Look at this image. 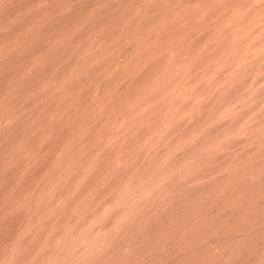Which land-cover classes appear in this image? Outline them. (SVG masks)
I'll list each match as a JSON object with an SVG mask.
<instances>
[{"label": "rangeland", "instance_id": "374dc122", "mask_svg": "<svg viewBox=\"0 0 264 264\" xmlns=\"http://www.w3.org/2000/svg\"><path fill=\"white\" fill-rule=\"evenodd\" d=\"M0 264H264V0H0Z\"/></svg>", "mask_w": 264, "mask_h": 264}]
</instances>
